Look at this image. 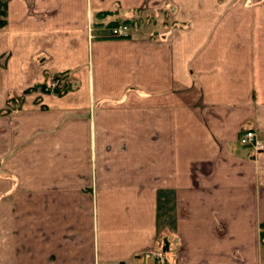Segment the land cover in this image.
Here are the masks:
<instances>
[{
  "label": "crops",
  "instance_id": "crops-1",
  "mask_svg": "<svg viewBox=\"0 0 264 264\" xmlns=\"http://www.w3.org/2000/svg\"><path fill=\"white\" fill-rule=\"evenodd\" d=\"M6 3L0 264H264V0Z\"/></svg>",
  "mask_w": 264,
  "mask_h": 264
},
{
  "label": "rangeland",
  "instance_id": "rangeland-1",
  "mask_svg": "<svg viewBox=\"0 0 264 264\" xmlns=\"http://www.w3.org/2000/svg\"><path fill=\"white\" fill-rule=\"evenodd\" d=\"M0 1H3V0H0ZM258 1H260V0H250V2H252V3H256ZM5 57H6V55L4 56V58ZM2 59L0 60V63H2ZM66 77L71 78L70 74L68 72H66V74H65V72L58 73V77L55 80H53V76L48 77V80H47L46 84L49 85V87L51 89H53V88H55L57 86L58 83L68 82V83L72 84V89H73L76 86V82H74L73 79H66ZM35 84H37V83H33L30 86L27 85L26 88L23 89L24 91H21V92H16V91L10 90L8 92L9 93V97L6 98V100L4 101L3 109L0 110L3 113V115L11 114V113L19 110L20 108H22L24 106L23 104H24L26 98L28 99V97L33 96L34 94L36 95V97H33L34 100H32V101L37 103V104H39V102L42 100V97L44 96L41 92H43V93H46V92L43 91L40 88H38L36 90L35 89L33 90L32 86H34ZM26 89H30V90L28 92H25ZM49 93H51V92H49ZM150 249L153 250L152 254H151V250ZM149 250L150 251H148V249H145L140 254L145 259H147V258L155 259L156 260V264H168V259L166 257V249H165V244L164 243H160V244H157L155 246L149 247ZM156 251H158L159 253H162V255L165 258V260L163 258L159 259V258H156L155 256H151L150 257L148 255L149 253L151 255H153L154 253H156Z\"/></svg>",
  "mask_w": 264,
  "mask_h": 264
},
{
  "label": "built area",
  "instance_id": "built-area-1",
  "mask_svg": "<svg viewBox=\"0 0 264 264\" xmlns=\"http://www.w3.org/2000/svg\"><path fill=\"white\" fill-rule=\"evenodd\" d=\"M109 35L112 37H127L130 35V25L124 22L117 25H112L109 27ZM240 142L250 147L255 153H259L260 151L264 150V139L260 136L258 130L255 128H248L244 130L240 135ZM150 250L148 248V251ZM152 252L153 250H151V254ZM151 254L149 253L148 255L150 257L155 256L156 258H163L165 260L162 253H159L158 251H156V253L153 255Z\"/></svg>",
  "mask_w": 264,
  "mask_h": 264
},
{
  "label": "trees",
  "instance_id": "trees-1",
  "mask_svg": "<svg viewBox=\"0 0 264 264\" xmlns=\"http://www.w3.org/2000/svg\"><path fill=\"white\" fill-rule=\"evenodd\" d=\"M7 3L5 0L0 1V28L4 27L7 23ZM123 22H129L128 20H125ZM116 24V23H114ZM117 25V24H116ZM58 77L57 75L53 76V80H55ZM33 90L35 89H42L45 92H53L56 93L58 95H62L65 92L69 91L70 89H72V84L68 83V82H64V83H58L57 86L53 89H51L49 87V85H47L46 83H37L34 86H32ZM30 89H26L25 92H28ZM264 227V225H263ZM261 237L263 239L264 237V229H262L261 231Z\"/></svg>",
  "mask_w": 264,
  "mask_h": 264
}]
</instances>
